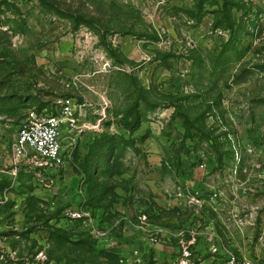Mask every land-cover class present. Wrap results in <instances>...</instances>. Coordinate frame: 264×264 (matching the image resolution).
Instances as JSON below:
<instances>
[{
  "label": "rangeland",
  "instance_id": "374dc122",
  "mask_svg": "<svg viewBox=\"0 0 264 264\" xmlns=\"http://www.w3.org/2000/svg\"><path fill=\"white\" fill-rule=\"evenodd\" d=\"M64 99V163L15 167ZM225 256L264 264V0H0V264Z\"/></svg>",
  "mask_w": 264,
  "mask_h": 264
},
{
  "label": "built area",
  "instance_id": "2783aa9c",
  "mask_svg": "<svg viewBox=\"0 0 264 264\" xmlns=\"http://www.w3.org/2000/svg\"><path fill=\"white\" fill-rule=\"evenodd\" d=\"M76 110L71 99L59 100L50 112L27 109L11 141V157L19 165L42 167L60 166L64 163L65 144L76 126ZM213 252H216L213 247ZM182 264H188L184 260ZM215 264H260L247 258L225 256Z\"/></svg>",
  "mask_w": 264,
  "mask_h": 264
},
{
  "label": "crops",
  "instance_id": "0c3cea01",
  "mask_svg": "<svg viewBox=\"0 0 264 264\" xmlns=\"http://www.w3.org/2000/svg\"><path fill=\"white\" fill-rule=\"evenodd\" d=\"M216 246H214L215 247V249H216V251H218L220 254H221V252H220V246H219V243L218 242H216ZM224 258V257H223ZM211 262H212V260L210 259V258H207V259H205L204 260V263L203 264H211ZM216 263V262H215ZM215 263H212V264H215Z\"/></svg>",
  "mask_w": 264,
  "mask_h": 264
}]
</instances>
